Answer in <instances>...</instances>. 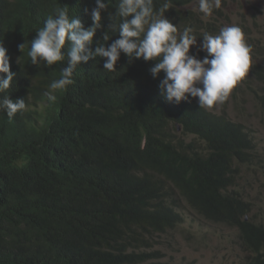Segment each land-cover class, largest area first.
<instances>
[{
  "label": "trees",
  "instance_id": "16d2710c",
  "mask_svg": "<svg viewBox=\"0 0 264 264\" xmlns=\"http://www.w3.org/2000/svg\"><path fill=\"white\" fill-rule=\"evenodd\" d=\"M117 2L102 12L93 48ZM168 2L165 16L178 32L191 27L198 36L192 53L203 32L224 26L216 16L228 23L222 4L205 17L197 0ZM65 6L91 25L95 0H0V39L17 73L8 94L26 103L11 120L0 111V264H169L155 237L183 221V206L236 229L242 264H264V224L232 189L239 164L255 159L252 134L223 111L199 108L197 98L168 102L158 88L164 73L149 71L154 61L129 63L123 53L116 71L96 57L77 66L65 91L52 90L66 59L33 65L26 42ZM250 70L264 87V67L251 58ZM260 102L264 112V92Z\"/></svg>",
  "mask_w": 264,
  "mask_h": 264
},
{
  "label": "clouds",
  "instance_id": "9594fccd",
  "mask_svg": "<svg viewBox=\"0 0 264 264\" xmlns=\"http://www.w3.org/2000/svg\"><path fill=\"white\" fill-rule=\"evenodd\" d=\"M110 2L111 0H107V3L105 0H95V6L89 13L92 23L88 27L77 16H70L67 6L59 8L55 15H49L43 26L36 30L35 37L26 42L29 44L27 56L33 65L40 66L43 62L50 68L66 59L67 66L61 69L60 78L50 84L52 90L65 91L74 82L72 77L77 66L96 57L106 58L104 70L116 71L115 66L121 53L128 58L129 63L134 59L154 61L149 71L153 78L164 73L158 88L168 102L179 104L192 97L197 98L199 108L213 109L215 105L228 99L240 81L246 82L243 79L251 67V47L241 27L220 21L224 26L219 32H203L197 51L192 53L190 49L197 45L198 36L191 27L178 32L177 25L165 16L171 8L168 0L158 9L154 6V0H118L115 12L108 13L110 23L103 32V40L97 41L93 48L97 30L104 27L102 12L109 9ZM197 2L198 11L205 17L211 16L213 8H219L221 4V0ZM88 11L86 8L85 12ZM116 33L119 34L118 38L105 46ZM26 43L18 45L22 53ZM200 52L205 53L202 59L198 58ZM16 75L10 67L8 50L0 39V111H4L9 120L18 112L26 110L25 99L18 98L14 101L8 94ZM260 84L263 87L261 82ZM47 98L49 102L57 99L51 92L47 94ZM234 230L245 253L242 240L237 230Z\"/></svg>",
  "mask_w": 264,
  "mask_h": 264
},
{
  "label": "rangeland",
  "instance_id": "374dc122",
  "mask_svg": "<svg viewBox=\"0 0 264 264\" xmlns=\"http://www.w3.org/2000/svg\"><path fill=\"white\" fill-rule=\"evenodd\" d=\"M221 14L228 25H238L251 47V58L264 67V0H221ZM219 21H224L216 16ZM232 90L228 99L213 107L243 124L252 134L256 158L241 163L234 189L249 202L250 216L264 223V112L260 96L262 85L251 70ZM264 90V89H263ZM183 222L173 231L155 237V249L163 253L169 264H242L245 253L234 229L206 222L186 206L181 208Z\"/></svg>",
  "mask_w": 264,
  "mask_h": 264
}]
</instances>
